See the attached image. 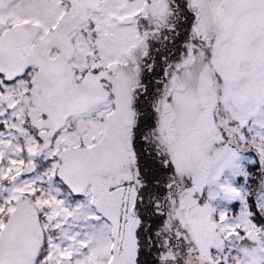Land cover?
<instances>
[{"label": "snow or ice", "instance_id": "6c2138e0", "mask_svg": "<svg viewBox=\"0 0 264 264\" xmlns=\"http://www.w3.org/2000/svg\"><path fill=\"white\" fill-rule=\"evenodd\" d=\"M0 264H264V0H0Z\"/></svg>", "mask_w": 264, "mask_h": 264}]
</instances>
